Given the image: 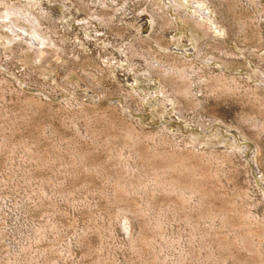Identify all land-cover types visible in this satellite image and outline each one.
<instances>
[{
    "label": "rangeland",
    "instance_id": "1",
    "mask_svg": "<svg viewBox=\"0 0 264 264\" xmlns=\"http://www.w3.org/2000/svg\"><path fill=\"white\" fill-rule=\"evenodd\" d=\"M160 2L0 0V264H264V0Z\"/></svg>",
    "mask_w": 264,
    "mask_h": 264
},
{
    "label": "bare ground",
    "instance_id": "2",
    "mask_svg": "<svg viewBox=\"0 0 264 264\" xmlns=\"http://www.w3.org/2000/svg\"><path fill=\"white\" fill-rule=\"evenodd\" d=\"M155 1H157L158 2V4L160 5V6H162V2H160V0H155ZM167 1V0H166ZM169 2V1H168ZM174 4V3H173ZM167 5V4H166ZM177 5V4H176ZM179 5V4H178ZM106 6V5H105ZM163 10H165V11H170V10H174V8L171 6V4L169 3L165 8H163ZM201 10V9H200ZM24 12L26 11V9L25 10H23ZM118 11V10H117ZM103 13V12H102ZM22 15V14H24V13H22V11L21 10H19L16 6H9L7 9H6V14L3 16V17H1L0 18V22H2V23H7L8 21H11L12 19H14V17L15 16H19V15ZM109 14V13H108ZM114 15H115V13H113ZM145 14H148V13H145ZM144 14V15H145ZM27 16V19L28 20H30L31 22H35V23H40V19L37 17V16H35V15H33V14H31V13H29V14H26ZM112 15V14H111ZM110 15V16H111ZM149 15V14H148ZM198 15V14H197ZM105 16H106V14H105ZM109 17V16H108ZM112 17H113V15H112ZM148 17V16H147ZM149 17L150 18H152V16L151 15H149ZM20 18V17H19ZM87 18L88 19H92V17H90L89 15H87ZM111 18V17H110ZM114 18V17H113ZM179 17L177 16V19H178ZM95 20V19H94ZM108 20H110V19H108ZM111 20H113L112 18H111ZM167 25H168V23H166ZM38 25V24H37ZM165 25V24H164ZM11 26V25H10ZM14 27H15V25H14ZM38 27V26H37ZM115 27V26H114ZM21 29V28H20ZM117 30V29H116ZM124 30V29H123ZM31 35L34 37V39L36 40V43L38 44V45H43V44H45L44 43V41H45V38H44V36H42L37 30H35L34 32H32L31 33ZM39 37V39H36V37ZM126 37V36H125ZM154 37V36H153ZM150 40L151 41H153V42H155V39H153L152 37H150ZM164 41V40H163ZM157 42V41H156ZM155 42V43H156ZM143 43V42H142ZM157 44V43H156ZM131 45H133V44H131ZM159 44H157V46H158ZM169 46V45H168ZM111 48H113V50H114V52L116 53V54H118L119 56H121V57H124V58H128V57H131L132 55H133V52L130 50V48H128V47H125L124 46V48H122V50H117L116 49V47L115 46H110ZM132 48V47H131ZM167 48V47H166ZM39 52H41V53H43L44 51H39ZM137 55V54H136ZM144 55V54H143ZM185 55L186 56H188L189 57V55L187 54V53H185ZM170 57L172 56V57H176V55H169ZM183 57V56H182ZM180 65V64H179ZM177 66V65H176ZM178 67V66H177ZM221 77V76H220ZM125 81H126V78H125ZM130 87H132L131 85H130ZM142 95V94H141ZM143 96H145L144 98H146V94H143ZM146 100V99H145ZM146 102V101H145ZM254 163V162H253Z\"/></svg>",
    "mask_w": 264,
    "mask_h": 264
}]
</instances>
